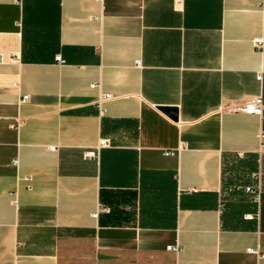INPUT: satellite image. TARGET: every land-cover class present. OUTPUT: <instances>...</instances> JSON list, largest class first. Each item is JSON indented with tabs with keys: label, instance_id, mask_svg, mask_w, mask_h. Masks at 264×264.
Listing matches in <instances>:
<instances>
[{
	"label": "crops",
	"instance_id": "1",
	"mask_svg": "<svg viewBox=\"0 0 264 264\" xmlns=\"http://www.w3.org/2000/svg\"><path fill=\"white\" fill-rule=\"evenodd\" d=\"M263 35L264 0H0V264H264V121L230 108Z\"/></svg>",
	"mask_w": 264,
	"mask_h": 264
},
{
	"label": "built area",
	"instance_id": "2",
	"mask_svg": "<svg viewBox=\"0 0 264 264\" xmlns=\"http://www.w3.org/2000/svg\"><path fill=\"white\" fill-rule=\"evenodd\" d=\"M254 45L256 48H258L259 50H263L264 49V35L261 36V37H257L255 40H254ZM59 60L61 61V58L59 57ZM138 64L140 65L141 62H138ZM260 79H262L264 76L261 73H259V76H258ZM92 86H96V84L92 85ZM29 98H30V95H24L22 100H24L23 102H26V101H29ZM230 108L232 110H236V111H241V112H245V113H248V114H258L260 115L262 118H263V121H264V97L263 95H257L255 97H253L252 99L246 101V102H242V103H238V104H234L232 106H230ZM263 137H264V133H263ZM110 145V141L109 139L107 138H103L101 141H100V144L97 148H94L93 150L91 151H88L86 156L88 158H97L98 155H99V149L104 147V146H108ZM248 190L250 191H253L252 188H247ZM259 193H261L262 191V186H259ZM260 196V195H259ZM99 215L98 213H95L94 216H97ZM170 249L172 250H175L177 251L179 248H177L176 246H170ZM264 256V254H263Z\"/></svg>",
	"mask_w": 264,
	"mask_h": 264
}]
</instances>
